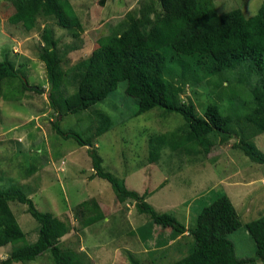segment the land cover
Listing matches in <instances>:
<instances>
[{
	"label": "rangeland",
	"instance_id": "1",
	"mask_svg": "<svg viewBox=\"0 0 264 264\" xmlns=\"http://www.w3.org/2000/svg\"><path fill=\"white\" fill-rule=\"evenodd\" d=\"M144 1L67 0L82 29L74 38L71 31L59 28L51 17L39 16L29 32L21 25L10 24L8 18L14 12L11 0H0V61L12 62L28 86L40 90L39 93L22 90L17 79L0 83V187L18 186L38 211L60 220L68 218L72 230L62 238L61 247L82 253L92 264H131L127 253L140 264H171L185 256L193 244L191 235L172 238L170 229L159 227H152L151 238L141 243L137 233H131L146 225L148 216L139 214L130 199L117 204L107 181L90 178L93 171L87 148L52 130L58 116L48 101L49 86L44 65L39 61L44 29L52 32L61 68L68 73L106 37L121 32L129 14L138 16ZM211 1L218 14L238 9L249 18L257 14L264 0ZM242 67L216 76L211 83L188 86L181 94V101L192 103L197 116H202L211 104L233 117L231 134L216 135L209 153L164 150L156 163L149 164L148 139L165 132L184 131L186 126L180 115L167 114L159 108L135 116L137 103L125 94V82L118 83L104 101L58 120L63 132L86 139L94 134L99 114L108 116L111 129L93 139L103 171L123 180L130 191L140 195L147 192L145 201L156 212L175 217L190 230L203 208L225 196L240 224L228 235L235 255L255 259V243L246 225L264 215V166L252 163L233 144L241 138L251 139L264 152V133L252 135L253 128L244 119L254 102L253 81L247 79V70ZM30 170L35 172L29 174ZM92 198L101 203L105 218L82 229L73 213L78 204ZM9 207L26 242H35L38 224L26 212V206L10 202ZM113 207L115 211L111 210ZM165 239L172 241L170 245L166 241L167 248L155 246ZM10 251L11 245L0 248V263ZM25 264L54 262L49 253H44Z\"/></svg>",
	"mask_w": 264,
	"mask_h": 264
},
{
	"label": "trees",
	"instance_id": "2",
	"mask_svg": "<svg viewBox=\"0 0 264 264\" xmlns=\"http://www.w3.org/2000/svg\"><path fill=\"white\" fill-rule=\"evenodd\" d=\"M11 3L14 12L8 22L21 25L27 32L35 27L39 16L53 18L59 28L71 31L74 38L82 30L67 0H11ZM41 41L39 61L44 65L49 86L48 101L58 118L104 101L120 82L126 83L125 94L137 103L135 116L159 108L182 117L186 130L165 132L148 139L149 164L156 163L164 150L209 153L216 135L231 134V115H224L217 105L209 104L203 115L197 116L194 105L181 101L180 97L184 88L211 83L216 76L242 66L247 70V79L253 81L254 102L244 119L253 128L252 135L264 133V1L257 14L246 18L238 9L218 14L211 0H146L138 16H127L121 32L106 37L86 60L77 63L68 73L61 68L57 42L49 29H44ZM13 79L19 80L22 90L40 92L39 88L28 86L12 62L0 61V83ZM58 118L52 123V130L87 148L93 171L90 178L107 181L119 203L130 199L139 214L148 216L147 224L131 233L136 232L141 243L151 238L152 227H159L170 229L172 238L185 234L193 237L187 254L171 264H256L257 261L264 264V215L246 225L255 243L256 258H237L228 235L240 224L225 196L203 208L190 230L175 217L156 212L145 201L147 192L140 195L130 191L123 180L103 171L93 139L111 129L108 116L99 114L94 134L86 139L63 132ZM233 148L252 163L264 166V152L253 140L241 138ZM34 172L30 170L29 174ZM10 202L25 205L26 212L38 224L35 242H26ZM104 218L93 198L78 204L73 213V219L80 220L82 229ZM71 230L68 218L60 220L38 211L20 187H0V248L11 245L9 255L0 264H25L44 253L50 254L54 264H92L82 253L61 247L62 238ZM160 244L158 241L155 246ZM126 257L131 264H140L130 253Z\"/></svg>",
	"mask_w": 264,
	"mask_h": 264
},
{
	"label": "crops",
	"instance_id": "3",
	"mask_svg": "<svg viewBox=\"0 0 264 264\" xmlns=\"http://www.w3.org/2000/svg\"><path fill=\"white\" fill-rule=\"evenodd\" d=\"M97 202H98V201H97ZM98 204H99V206H100L101 211L103 212V209H102V205H101V203H98ZM117 204H120V203H117ZM111 210H112V211H115V207H113ZM111 210H110V212H111ZM103 214H104V213H103ZM104 216H105V214H104ZM107 219H108V218H107ZM166 231H167V230H166ZM168 232H169V231H168ZM169 234H170V233H169ZM185 236H187V234H185ZM180 237H182V236H180ZM180 237L178 236V237H176V238L178 239V238H180ZM171 240H172V238H171ZM171 240H168V241H167V239H165V241H162V242H161L159 248H162L163 246H164L163 248H167V246L170 245V244L172 243ZM166 241L168 242V245H167V242H166ZM159 248H158V249H159Z\"/></svg>",
	"mask_w": 264,
	"mask_h": 264
}]
</instances>
